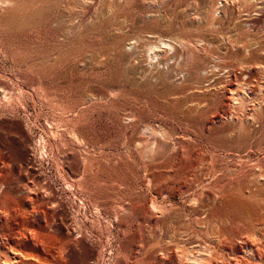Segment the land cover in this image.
Listing matches in <instances>:
<instances>
[{
  "label": "rangeland",
  "instance_id": "rangeland-1",
  "mask_svg": "<svg viewBox=\"0 0 264 264\" xmlns=\"http://www.w3.org/2000/svg\"><path fill=\"white\" fill-rule=\"evenodd\" d=\"M0 5V264H179L195 219L264 224V0Z\"/></svg>",
  "mask_w": 264,
  "mask_h": 264
},
{
  "label": "bare ground",
  "instance_id": "bare-ground-1",
  "mask_svg": "<svg viewBox=\"0 0 264 264\" xmlns=\"http://www.w3.org/2000/svg\"><path fill=\"white\" fill-rule=\"evenodd\" d=\"M2 2H3V0H2ZM1 5H3V4H1ZM113 5H115V4H113ZM182 41H184V40H182ZM258 99H259V97H258ZM240 100H241V98H240ZM242 102L243 101H241L239 103H242ZM248 104H250V103H248ZM243 165H245V164H243ZM260 168H262V167H260ZM258 169H257V171L252 172V176H253L252 178H254V177L256 178L258 175L260 176L262 174L263 170L262 169L258 170ZM122 208H123V206H122ZM195 213H197V210ZM196 216H197V214H196ZM179 222H181V221H179ZM255 224H256V222H255ZM216 227H217V229H216ZM216 227H215V229L212 227H209L208 222L206 220L204 221V220H199V219H197V220L195 219V221L192 222V224H190L188 226H182L181 229H183L185 233L192 231L193 234H191L192 236L190 235L191 236L190 239H188V240L183 239L182 235L184 232H183V230L181 231V229H180V231H179L180 234L178 233V235H179L178 238H176L174 235H173L174 237L172 236V238H170L169 243H175L176 251L178 253V254L177 253L173 254V258H174V260H176V263L179 262V264H264V224L263 223L260 224L259 227L257 226V229L254 230L251 234L247 233L248 235H243V234L240 235L239 241H237L233 245H231L232 243H231V240L229 239V237L224 234L225 232L222 233L223 231H221V229L218 228V226H216ZM221 228H223V227H221ZM175 234H177V232H175ZM254 241H255V243L258 244V246H256ZM237 244L239 245L237 247H239L240 250L238 248H236L238 250L234 249V245H237ZM169 260L170 259L168 258V261Z\"/></svg>",
  "mask_w": 264,
  "mask_h": 264
}]
</instances>
